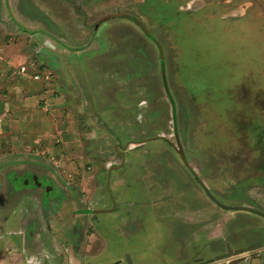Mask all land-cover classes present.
<instances>
[{
  "label": "rangeland",
  "instance_id": "374dc122",
  "mask_svg": "<svg viewBox=\"0 0 264 264\" xmlns=\"http://www.w3.org/2000/svg\"><path fill=\"white\" fill-rule=\"evenodd\" d=\"M20 169L45 170L57 209L12 191ZM0 223V264H186L264 240V0H0Z\"/></svg>",
  "mask_w": 264,
  "mask_h": 264
},
{
  "label": "flooded vegetation",
  "instance_id": "af4514ba",
  "mask_svg": "<svg viewBox=\"0 0 264 264\" xmlns=\"http://www.w3.org/2000/svg\"><path fill=\"white\" fill-rule=\"evenodd\" d=\"M164 63H162V66H164ZM177 140H178V142H177L178 149H176V151L178 152L177 153V155L179 156L178 159H180V157H181V160L183 162L182 164L185 167H187L190 170H192L190 168L189 164H188V161H187V159H188L187 158V154H185V152L183 151L182 146L179 144V138H177ZM141 142L140 141H138V142L131 141V142H128V143H130V144H136V143H141ZM127 144H124V145L126 146ZM120 146L123 147V145H120ZM116 168H117V166H116ZM192 171H194V173L196 174V171L195 170H192ZM110 173L111 172L109 170L108 173H107V184H106L108 190H109L108 184H109V180H110ZM8 176L10 178L12 191H17V193H20V194L25 193V195H26L25 199L28 200V201H31L33 199H37V200L39 199V200H41V203H42L41 210H43L44 208L57 209V205H60V204L55 203L56 202L55 200H57V199H63L64 200L65 199V195H61L62 193H60L59 191H57L56 189H54L52 187V183H51L52 181L48 178L47 175H45V170H43V169L42 170H39L38 172H34V171L29 172L28 170L25 171V169H22V170L20 169L18 171H10L9 174H8ZM14 178L20 179L21 180L20 183H18V184L13 183L12 180ZM197 179H198L197 181H198L199 185L201 186V188L203 189V191L205 192L207 190L206 192L208 194L212 195L211 193H209V189L205 186V184H204L205 182L202 179L200 180V178H198V177H197ZM36 191H39L40 192V195H38L39 197L38 196H35ZM29 194H33L34 196L32 195L33 196L32 197ZM50 196H53L52 198H53L54 201H51L49 199ZM243 200H245L246 202H249L247 199H243ZM211 203L217 204L218 206H221L222 208L225 207L224 209H229V210H232V211L234 210V212L237 211V212H241V213L254 214L256 216H259V210L258 209H255L253 207H249L248 205L245 206L244 204H240V205L233 206V207L232 206H225V205L221 204L219 201H217L214 198L212 199V202ZM256 204H257L256 202H253L252 205L255 206ZM115 206L116 205H114L113 208H115ZM84 211H86L87 213L89 212L87 210H84ZM71 214H73V213H71ZM71 214H70V216H71ZM64 218H67V217H64ZM260 218H262V215H261ZM234 220H236V218ZM234 220H232L231 224L233 223ZM0 224H2V223H0ZM1 227H0V231L2 230ZM3 228H4V230H2L0 232L2 234L5 231V227H3ZM65 230H68L67 231V234H69V238H70L73 246H76L75 245V240H73V238H77V236L72 237L73 234L74 235L76 234L75 233L76 231H74L72 227H70V229L66 228ZM44 232H45V230H44ZM194 234L197 235L198 238L196 239V241H198V242H195V243L190 242L189 243V241H192L193 240L192 237H194L193 236ZM183 235H184V237H181L180 238L182 240V242L181 243L180 242L177 243V246L178 247L198 246L199 243H200V241H202L201 240L202 239L201 238V235L199 233H197V234L196 233H184ZM234 235H235V238L232 239V242H229V243H234V246L233 245H230V244L229 245L226 244V246H225V249L228 252H223V250H222L223 253L220 254L221 249H218L217 248L216 250H220V251H218L217 254H215V255H209L208 258H205L201 254L203 250L202 249H197L195 256L192 258V260L189 261V263H186V264H202L203 262H207V261H211V260L212 261L213 260H220L222 258H227V257H232V256H234V257L240 256V258L237 259L238 264L239 263L241 264L244 261L246 262V260L248 261L249 264H252V262H253V260L255 258L262 257L260 254H257L254 257L245 258L244 253L245 254L248 253V252L251 253L254 250L259 249L260 247H263L264 246V240H259L256 243L254 242V243L249 244V242H251V236H249V234H247L248 235L247 236L246 233H245L243 235L244 238L241 236V234L240 235L234 234ZM40 236H42V238H43V232L39 235V237ZM30 237H33V232L32 231H29V239H30ZM193 241H195V240H193ZM38 243L40 244V246H42V248L45 247V243L42 241L41 238H40V240H38ZM242 243H248V244H242ZM22 245H23V242H22ZM209 245H212V243L209 244ZM236 245H237V247H236ZM30 247H32V246H30ZM30 247H28V248H30ZM43 250L42 249L41 250H37L36 249V250L33 251V250H30V249H27V252H25L24 248L22 247V253L23 254L24 253H30V251L35 252V253H31L30 254L31 256H30V259L28 260L29 263H34V264H35L36 261H39L40 264H48V262L46 260V258L49 257L48 256V253L45 251V249H43ZM182 251L183 250H180V252H182ZM210 251H212V250H210ZM76 254L77 253H75L74 258L77 256ZM181 254H179V255H181ZM41 256H43L42 258H44L45 260L44 259L42 260V258H40ZM203 258H205V260L202 262V259ZM69 259H71V258H69ZM71 261H72V259L69 260V263L70 264H72ZM176 262H178L179 264H183V260L182 261L181 260H177ZM223 264H226V262H224ZM228 264H234V263L233 262H230Z\"/></svg>",
  "mask_w": 264,
  "mask_h": 264
},
{
  "label": "crops",
  "instance_id": "0c3cea01",
  "mask_svg": "<svg viewBox=\"0 0 264 264\" xmlns=\"http://www.w3.org/2000/svg\"><path fill=\"white\" fill-rule=\"evenodd\" d=\"M264 257H257L253 260L252 264H264Z\"/></svg>",
  "mask_w": 264,
  "mask_h": 264
},
{
  "label": "built area",
  "instance_id": "2783aa9c",
  "mask_svg": "<svg viewBox=\"0 0 264 264\" xmlns=\"http://www.w3.org/2000/svg\"><path fill=\"white\" fill-rule=\"evenodd\" d=\"M19 72L20 73H25V72H27V68L25 67V66H22L21 68H20V70H19ZM39 75H35V79H39ZM48 77V76H47Z\"/></svg>",
  "mask_w": 264,
  "mask_h": 264
}]
</instances>
